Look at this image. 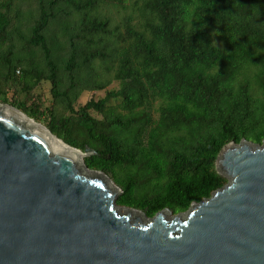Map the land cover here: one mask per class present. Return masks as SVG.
I'll return each mask as SVG.
<instances>
[{"label": "trees", "instance_id": "1", "mask_svg": "<svg viewBox=\"0 0 264 264\" xmlns=\"http://www.w3.org/2000/svg\"><path fill=\"white\" fill-rule=\"evenodd\" d=\"M127 1L138 23L106 12ZM0 103L93 149L85 164L121 188L119 206L186 212L228 183L223 147L264 142V0H0Z\"/></svg>", "mask_w": 264, "mask_h": 264}, {"label": "water", "instance_id": "2", "mask_svg": "<svg viewBox=\"0 0 264 264\" xmlns=\"http://www.w3.org/2000/svg\"><path fill=\"white\" fill-rule=\"evenodd\" d=\"M34 122L0 104V264H264V142L227 144L223 188L149 218L117 204L121 188L85 164L93 149Z\"/></svg>", "mask_w": 264, "mask_h": 264}, {"label": "rangeland", "instance_id": "3", "mask_svg": "<svg viewBox=\"0 0 264 264\" xmlns=\"http://www.w3.org/2000/svg\"><path fill=\"white\" fill-rule=\"evenodd\" d=\"M106 12L109 15L115 16L116 23L123 22L126 19V17L131 16V15H133L135 17V23H138L140 21L141 13L138 11V8L135 7L134 1H127L123 6H120L119 8L110 7L109 9H106ZM105 78L112 79V74L106 76ZM117 88H119V83L114 81L113 83H111L106 88V90L86 92L82 96V98L80 99L79 105H85L86 103H88L91 100L99 101L106 96L107 91L112 90V89H117ZM33 94H34V98H36V103L38 105H41L40 107H41L42 111L45 110V108H47L53 104L50 83H47V82L42 83L41 85H39L34 90ZM10 96H12V94ZM0 104H4V103H0ZM7 105H10V104H7ZM29 105H32V103L29 102ZM93 114L100 119L102 118L101 116H99L95 112ZM154 114H155V112H154ZM35 122H37V121H35ZM37 123L42 125L43 127L47 128V129H49L47 124H46V116H43L42 122H37ZM37 123H35V124H37Z\"/></svg>", "mask_w": 264, "mask_h": 264}, {"label": "bare ground", "instance_id": "4", "mask_svg": "<svg viewBox=\"0 0 264 264\" xmlns=\"http://www.w3.org/2000/svg\"><path fill=\"white\" fill-rule=\"evenodd\" d=\"M38 126H40V125H38ZM41 127V126H40ZM43 128V127H42ZM44 129V128H43ZM53 138H55V137H53ZM56 139V138H55ZM56 140H58V139H56ZM59 142H61V143H63L64 145H66V146H68L67 144H65L63 141H60V140H58Z\"/></svg>", "mask_w": 264, "mask_h": 264}]
</instances>
